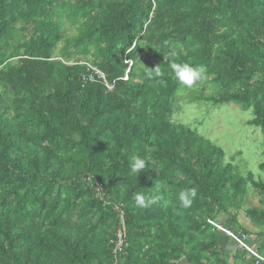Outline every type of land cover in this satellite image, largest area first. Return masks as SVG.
Here are the masks:
<instances>
[{
  "label": "trees",
  "instance_id": "1",
  "mask_svg": "<svg viewBox=\"0 0 264 264\" xmlns=\"http://www.w3.org/2000/svg\"><path fill=\"white\" fill-rule=\"evenodd\" d=\"M171 62L204 66L207 99L253 109L264 130V0H0V264H179L171 253L238 264L208 219L243 178L222 147L172 120L184 86ZM86 63L113 89L85 80ZM155 67L163 76L146 78ZM137 194L160 199L143 208ZM256 250L263 259L243 246L236 260L264 264Z\"/></svg>",
  "mask_w": 264,
  "mask_h": 264
},
{
  "label": "rangeland",
  "instance_id": "2",
  "mask_svg": "<svg viewBox=\"0 0 264 264\" xmlns=\"http://www.w3.org/2000/svg\"><path fill=\"white\" fill-rule=\"evenodd\" d=\"M149 59L145 54L141 57L143 63ZM205 75L203 81H198L192 87L184 86L180 90L177 96L178 107L172 120L196 130L212 143L222 147L225 152L224 160L233 162L236 171L243 178L240 190H235L234 182L227 184L222 191L220 203L216 204L215 211L208 219L212 225L220 228L218 248L222 256L226 254L230 256V262L233 259L235 263L242 264L241 259L236 260L237 248L244 246L257 251L260 247L264 253V223L256 222L249 215L251 209L264 215V193L247 179L248 174L252 172L256 180L264 182V170L260 168V164L264 162V130L251 123L254 118L253 109L247 110L232 102L214 104L208 100L207 97L215 93V89L209 83L210 77ZM97 194L101 196L98 190ZM232 219L235 221L234 225L236 224L233 231L228 230ZM123 222L121 216L118 229L122 227ZM144 250H148L147 243ZM170 257L173 263L189 264L182 255L171 253Z\"/></svg>",
  "mask_w": 264,
  "mask_h": 264
},
{
  "label": "clouds",
  "instance_id": "3",
  "mask_svg": "<svg viewBox=\"0 0 264 264\" xmlns=\"http://www.w3.org/2000/svg\"><path fill=\"white\" fill-rule=\"evenodd\" d=\"M178 53L176 51H171L165 55V59H171L177 57ZM129 64V63H128ZM133 64V61H132ZM132 66V65H131ZM129 64V68L131 67ZM170 67L174 78L177 82L186 87H192L198 81H203L206 78V68L204 66L192 67L188 63H177L171 62ZM145 76L148 79L159 78L163 76V72L159 67L155 69H145ZM146 169V161L139 157H134L131 162V170L133 173H141ZM197 196V190L195 188L186 189L179 194V201L183 208H188L192 205L193 200ZM160 197L153 196L151 198H145L143 194H137L135 197L136 205L139 207L147 208L152 203L159 200Z\"/></svg>",
  "mask_w": 264,
  "mask_h": 264
},
{
  "label": "built area",
  "instance_id": "4",
  "mask_svg": "<svg viewBox=\"0 0 264 264\" xmlns=\"http://www.w3.org/2000/svg\"><path fill=\"white\" fill-rule=\"evenodd\" d=\"M127 63L130 64V66L132 65V60L131 59H127L126 60ZM86 65L88 66L89 68V72L88 74L84 75L83 78L85 80L89 79L91 81H94L96 79H100L102 80L105 85L107 86L108 89H113V84H111L109 81H108V78H107V75L105 72L101 71L100 69L96 68L95 66L91 65V64H87ZM129 71V70H128ZM98 184V183H97ZM101 189L102 187L100 186L99 188H97L98 191L101 192ZM100 198L104 199V195L101 193V196ZM123 218V216H122ZM229 234H232L231 231H227ZM125 241H126V227L124 225V222H123V225L121 228L118 229L117 231V242H116V246H115V251H120L122 250L124 244H125ZM248 249L256 256H259L258 252L257 251H253L252 249H250V247H248ZM260 257V256H259ZM261 259H263L262 257H260Z\"/></svg>",
  "mask_w": 264,
  "mask_h": 264
}]
</instances>
